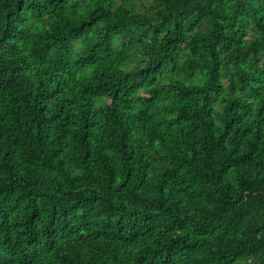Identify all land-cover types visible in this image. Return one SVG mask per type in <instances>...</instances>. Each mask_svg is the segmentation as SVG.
<instances>
[{
  "label": "trees",
  "instance_id": "16d2710c",
  "mask_svg": "<svg viewBox=\"0 0 264 264\" xmlns=\"http://www.w3.org/2000/svg\"><path fill=\"white\" fill-rule=\"evenodd\" d=\"M0 264H264V0H0Z\"/></svg>",
  "mask_w": 264,
  "mask_h": 264
}]
</instances>
